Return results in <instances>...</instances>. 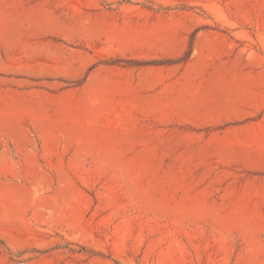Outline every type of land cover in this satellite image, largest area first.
<instances>
[{"label":"rangeland","instance_id":"obj_1","mask_svg":"<svg viewBox=\"0 0 264 264\" xmlns=\"http://www.w3.org/2000/svg\"><path fill=\"white\" fill-rule=\"evenodd\" d=\"M0 264H264V0H0Z\"/></svg>","mask_w":264,"mask_h":264}]
</instances>
